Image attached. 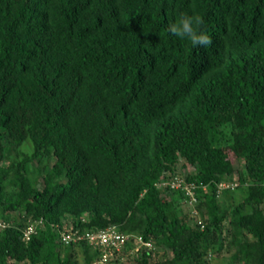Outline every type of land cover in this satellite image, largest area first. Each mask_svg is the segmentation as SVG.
Instances as JSON below:
<instances>
[{
    "label": "trees",
    "instance_id": "1",
    "mask_svg": "<svg viewBox=\"0 0 264 264\" xmlns=\"http://www.w3.org/2000/svg\"><path fill=\"white\" fill-rule=\"evenodd\" d=\"M181 15L212 44L173 35ZM235 159L247 194L227 210ZM184 169L195 208L157 183ZM14 211L44 225L25 240ZM69 217L153 240L132 264H210L215 244L264 264V0H0V264H91L52 229Z\"/></svg>",
    "mask_w": 264,
    "mask_h": 264
},
{
    "label": "built area",
    "instance_id": "2",
    "mask_svg": "<svg viewBox=\"0 0 264 264\" xmlns=\"http://www.w3.org/2000/svg\"><path fill=\"white\" fill-rule=\"evenodd\" d=\"M167 179L163 176L157 183L161 188L170 187L175 191H181L186 196V201L190 207H197L196 204L199 199L197 190L199 188L205 189L206 186L201 183H195L194 181H187L183 174H177L174 177L165 172ZM226 183H221L219 187H229ZM194 212H196L194 210ZM24 215V213H23ZM25 220H22L24 219ZM22 221L24 223L23 238L29 240L33 234L37 233L38 229L44 225L43 218H35L32 216H23ZM65 225L59 228L58 224H53L52 229L56 230L59 236V240L65 245H71L85 241L92 245L94 249H97L98 256L92 261L91 264H112L114 260L119 259L123 246L128 242H132V253L138 252L142 248L153 249L154 242L145 240L141 235H130L120 231L116 225H108L100 229H86L80 231L74 223L69 220L64 221ZM8 226L2 219H0V228L3 229ZM1 228V229H2Z\"/></svg>",
    "mask_w": 264,
    "mask_h": 264
},
{
    "label": "rangeland",
    "instance_id": "3",
    "mask_svg": "<svg viewBox=\"0 0 264 264\" xmlns=\"http://www.w3.org/2000/svg\"><path fill=\"white\" fill-rule=\"evenodd\" d=\"M234 168H235V172L230 174V176L227 178L228 181H234L235 179V186L238 185L240 183L239 178H240V174L239 172L242 171V169L244 168V163L242 160L237 161L235 159L234 162ZM239 171V172H238ZM183 174L186 175L187 173H189L190 171L187 169L182 170ZM232 182H230V184H232ZM239 182V183H237ZM242 185V186H241ZM238 188H233V189H227L229 191H225L222 190L221 192L218 193V196L221 195L224 197V207L227 208V210L232 209V206H236L237 204L243 202V200L245 199L246 196V191H247V182L245 183V185L241 184ZM234 186V185H232ZM42 187V186H41ZM178 204L180 205V208L182 209V213L184 212V210L186 209V207L184 206V204H181L178 202ZM247 208V206L243 207V210H245ZM186 211V210H185ZM12 216L19 219V221L25 220L22 219V217L24 216L22 214L21 211H14L12 213ZM27 217V216H26ZM205 216L203 215V218ZM22 219V220H21ZM228 222H231L230 219L227 217V219L225 220L224 224L229 225ZM2 228V227H1ZM3 229V228H2ZM226 243H228V240H226ZM168 253L170 252V250H167ZM233 251L230 250L229 248H227L226 246H220L218 244L215 245H207L206 246V254H205V258L208 259V261L210 262V264H240L239 261H236L233 257ZM80 254V252H79ZM78 254V256H79ZM164 250L163 248L159 249V252L151 257V260L154 262L156 261V258L158 259H163L164 256ZM171 254V252H170ZM169 255V254H168ZM82 258V256H81ZM129 258V257H128ZM125 259L121 264H132V260L131 259ZM95 259V258H94ZM82 260V259H81ZM18 264H29L28 261H21ZM81 264H83V262H81Z\"/></svg>",
    "mask_w": 264,
    "mask_h": 264
},
{
    "label": "clouds",
    "instance_id": "4",
    "mask_svg": "<svg viewBox=\"0 0 264 264\" xmlns=\"http://www.w3.org/2000/svg\"><path fill=\"white\" fill-rule=\"evenodd\" d=\"M204 21H203V18L200 16V15H193V16H189V15H181L175 23H171L169 25V31L173 34V35H176L178 37H180L181 39H184V38H187L191 44L193 46H201V47H207L209 46L210 44H212V39L209 37V35L206 34L205 31L203 30H200L201 29V26L203 25ZM184 175V174H183ZM188 173L186 175H184L185 177H188L187 176ZM187 180V178H186ZM236 180V179H235ZM235 180L232 182V181H228L227 179H224V180H221L220 182H218L216 184V188H217V194L219 192H221L222 190H225V191H229L227 189H233V188H238V186L240 185L239 183L238 185L235 186ZM239 181V180H238ZM230 182H232V184H230ZM221 183H226L228 185H230L229 187H219V185ZM201 184H204V183H201ZM205 185V184H204ZM234 185V186H232ZM206 186V185H205ZM223 193V191H222ZM221 193V195H222ZM13 213V212H12ZM23 214V213H22ZM67 220L72 221V218L69 217ZM65 221V220H64ZM23 223V221H21ZM108 225H116L114 223H111V224H108ZM107 225V226H108ZM119 230H120V227L118 225H116ZM106 227V226H105ZM100 228H104V227H99V228H88V229H93V230H96V229H100ZM121 231V230H120ZM123 232V231H122ZM125 233V232H124ZM127 234V233H125ZM130 235H141L143 236L142 234H130ZM59 239V238H58ZM153 241V240H152ZM61 242V241H60ZM62 243V242H61ZM65 245V244H64ZM127 245L126 244L125 246H123L122 248V252L119 256V259L117 260H114L113 262H116V261H120V260H124L125 258L127 259L128 258V255L130 253H132L130 250L127 249ZM154 249V248H153ZM153 249H147V248H142L140 249L138 252L134 253L135 255H139L142 251L144 250H153Z\"/></svg>",
    "mask_w": 264,
    "mask_h": 264
}]
</instances>
